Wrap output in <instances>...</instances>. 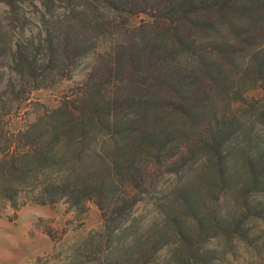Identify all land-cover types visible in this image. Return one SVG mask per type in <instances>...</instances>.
<instances>
[{
    "label": "trees",
    "instance_id": "1",
    "mask_svg": "<svg viewBox=\"0 0 264 264\" xmlns=\"http://www.w3.org/2000/svg\"><path fill=\"white\" fill-rule=\"evenodd\" d=\"M27 3L39 18L38 37L27 35ZM0 5L11 20L6 30L0 10V208L17 210L24 197L41 206L64 203L76 213L96 204L102 236L70 246L64 264H207L212 258L196 246L180 213L202 236L230 235L238 221L207 218L202 196L264 191L259 141L235 114V105L247 104L248 89L264 91V0ZM149 11L151 26L133 25ZM94 52L100 53L86 80L59 108L24 130L4 128L32 91L71 80L78 62ZM160 172H183L188 180L165 194ZM152 200L163 221L149 227L137 208ZM171 246L170 258L160 260Z\"/></svg>",
    "mask_w": 264,
    "mask_h": 264
},
{
    "label": "rangeland",
    "instance_id": "2",
    "mask_svg": "<svg viewBox=\"0 0 264 264\" xmlns=\"http://www.w3.org/2000/svg\"><path fill=\"white\" fill-rule=\"evenodd\" d=\"M0 10L4 17V25L7 26L6 30H11L8 7L0 5ZM25 10L30 27L27 35L38 37L41 26L39 18L34 16L36 9L27 3ZM148 13L134 17L133 25L151 26L154 23L152 18L154 12ZM17 33L18 31H14L13 35L17 36ZM107 44H104V47ZM99 53H90L82 58L76 65L71 80H62L51 88L32 91L27 100L15 107V110L4 119V128L10 132L24 130L39 116L59 108L65 98L71 96L72 90L86 80ZM246 101L245 105H235L238 112L235 114L245 121V127L251 128L252 134L259 141L257 154L264 157V118H259L260 111L264 108V91L259 87L248 89ZM248 104L255 105L256 111H249ZM243 146L245 147L244 144ZM199 167L198 163L194 170L198 171ZM157 175L160 176L157 179L160 184L158 189H167L165 194L179 181L185 183L188 180L183 172L177 176L162 175L161 172ZM243 183L244 181H241L238 187ZM202 198L204 201L202 210L207 218L220 215L229 221H238L239 224L238 230L230 235L211 230L209 234L202 236L193 218L185 211L180 213L185 228H188L196 246L202 253L207 252L212 258L207 264H264V191L243 195L232 189L224 193L204 194ZM21 202L25 203L22 205ZM152 202L153 200L137 208V213L148 221L146 224L149 227L163 221L157 215V208ZM20 204L22 206L17 210L10 205L0 208V264H64L70 246L90 235L102 236L104 230L102 214L93 202L87 204L85 213H76L64 203L41 206L25 197L21 199ZM246 204H250L251 209L245 208ZM255 208L257 214L253 213ZM48 232L51 235H48ZM172 250L171 246L162 251L160 260H168Z\"/></svg>",
    "mask_w": 264,
    "mask_h": 264
}]
</instances>
